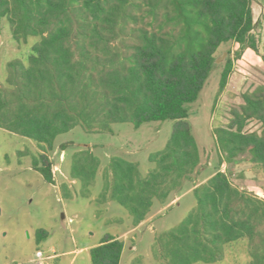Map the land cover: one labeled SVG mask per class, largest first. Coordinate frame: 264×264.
<instances>
[{"label":"trees","instance_id":"trees-1","mask_svg":"<svg viewBox=\"0 0 264 264\" xmlns=\"http://www.w3.org/2000/svg\"><path fill=\"white\" fill-rule=\"evenodd\" d=\"M2 19L13 40L38 41L26 62L14 58L5 65L0 128L37 144L32 167L46 182L54 183L48 152L55 138L76 126L100 133L111 132L113 123L138 128L173 121L164 148L149 155L155 168L147 175L120 156L110 158L103 175L97 201L123 206L134 226L199 165L185 105L197 99L218 47L239 44L235 58L246 47L258 54L252 0H0ZM232 67L228 56L218 93ZM241 97L227 126L214 129L216 143L225 162L248 152L251 165L264 175V84ZM250 120L259 122V132L244 131ZM225 162L194 185L196 204L183 221L157 237L165 264L214 263L222 259L225 245L240 239L250 243L252 264H264V198L234 186L222 168ZM99 165L89 148L72 154L70 178L79 181L85 197ZM47 235L37 230V242ZM123 247L107 233L90 249L91 263L119 264Z\"/></svg>","mask_w":264,"mask_h":264},{"label":"rangeland","instance_id":"rangeland-1","mask_svg":"<svg viewBox=\"0 0 264 264\" xmlns=\"http://www.w3.org/2000/svg\"><path fill=\"white\" fill-rule=\"evenodd\" d=\"M37 41L38 37L13 40L7 20H1L0 85H5V62L14 58L26 62L31 45ZM237 49L231 42L218 47L216 63L197 99L185 105L199 148V165L170 193L165 203L154 201L137 226L117 202L97 201L103 188V175L113 156L137 163L141 175H147L155 168L149 155L166 145L172 120L145 122L138 128L131 123H113L111 132L100 133H89L76 126L58 135L53 150L48 152L52 164L57 165L53 184L46 182L32 167L33 157L40 151L37 144L0 128V264H92L89 251L107 233L124 242L119 264H165L157 237L183 221L196 204L192 193L194 185L203 183L225 162L214 129L227 126L231 109L242 103L241 95L248 90L249 84L260 86L264 83L262 71L249 68L245 58L235 60ZM228 56L234 59V72L240 74V78L229 81V86L218 93L223 64ZM259 130L256 120L248 121L244 128L246 132ZM63 143L67 144L65 149L61 147ZM82 148H89L100 160L87 197L80 193L79 181L70 178L72 154ZM248 156V152L243 153L238 162H225L222 168L234 186L264 198V177L251 165ZM39 229L46 230L48 235L37 242ZM37 251L42 253L40 260ZM196 264H252L250 243L247 239L229 243L220 261Z\"/></svg>","mask_w":264,"mask_h":264},{"label":"crops","instance_id":"crops-1","mask_svg":"<svg viewBox=\"0 0 264 264\" xmlns=\"http://www.w3.org/2000/svg\"><path fill=\"white\" fill-rule=\"evenodd\" d=\"M252 11H253V20H254V28L252 30V33L254 34L256 38V45L258 48V54H256L252 49L250 48H244L241 51V56L239 58H236V61H239V59L245 58L246 65H249V68H253L254 70L257 71H262L261 74L264 77V69L262 68V60L261 57L264 55V1L262 0H252ZM237 46L239 50V44L237 43H231V46ZM234 61V59H232ZM8 62V60L5 62ZM234 66V64H233ZM236 78H240V74H237L234 72V67H232V72L230 73L228 77V81L226 86H229V81H234ZM264 84V83H263ZM226 86L224 89H226ZM256 86L252 84H249L248 86V91H251L255 88ZM224 91V90H223ZM240 156V155H239ZM239 156L233 160L234 162L239 161ZM250 159V156H248ZM229 164V163H227ZM231 164V163H230ZM261 175L264 177V175L261 173ZM200 184V183H199ZM177 198H174L173 201H176Z\"/></svg>","mask_w":264,"mask_h":264},{"label":"built area","instance_id":"built-area-1","mask_svg":"<svg viewBox=\"0 0 264 264\" xmlns=\"http://www.w3.org/2000/svg\"><path fill=\"white\" fill-rule=\"evenodd\" d=\"M52 170H53V172L55 171V170H57V165H53L52 164ZM41 252L40 251H37V254H36V256L38 257V260H40L41 258H42V256H41ZM40 263V262H39Z\"/></svg>","mask_w":264,"mask_h":264},{"label":"water","instance_id":"water-1","mask_svg":"<svg viewBox=\"0 0 264 264\" xmlns=\"http://www.w3.org/2000/svg\"><path fill=\"white\" fill-rule=\"evenodd\" d=\"M64 217V215L62 214V218Z\"/></svg>","mask_w":264,"mask_h":264}]
</instances>
